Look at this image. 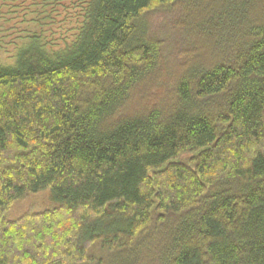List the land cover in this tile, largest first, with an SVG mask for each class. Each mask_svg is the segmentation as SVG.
<instances>
[{
	"label": "trees",
	"instance_id": "16d2710c",
	"mask_svg": "<svg viewBox=\"0 0 264 264\" xmlns=\"http://www.w3.org/2000/svg\"><path fill=\"white\" fill-rule=\"evenodd\" d=\"M1 53L0 264H264V0H0Z\"/></svg>",
	"mask_w": 264,
	"mask_h": 264
},
{
	"label": "rangeland",
	"instance_id": "374dc122",
	"mask_svg": "<svg viewBox=\"0 0 264 264\" xmlns=\"http://www.w3.org/2000/svg\"><path fill=\"white\" fill-rule=\"evenodd\" d=\"M207 59V57H205ZM0 60L8 62L10 60L9 55L0 54ZM49 190H45L40 194L31 197L28 201L16 204L12 210V215H18L21 211H25L27 208L34 206L36 209H42L48 205Z\"/></svg>",
	"mask_w": 264,
	"mask_h": 264
}]
</instances>
